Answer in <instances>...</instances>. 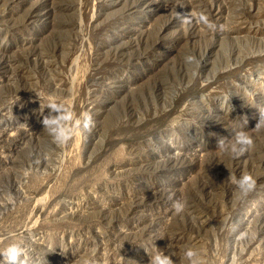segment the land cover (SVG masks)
I'll return each mask as SVG.
<instances>
[{"label": "rangeland", "instance_id": "1", "mask_svg": "<svg viewBox=\"0 0 264 264\" xmlns=\"http://www.w3.org/2000/svg\"><path fill=\"white\" fill-rule=\"evenodd\" d=\"M36 92L91 129L57 145ZM259 110L264 0H0V247L23 241L34 264H148L168 244L174 264L187 247L264 264ZM232 130L252 138L242 155L216 148Z\"/></svg>", "mask_w": 264, "mask_h": 264}, {"label": "clouds", "instance_id": "2", "mask_svg": "<svg viewBox=\"0 0 264 264\" xmlns=\"http://www.w3.org/2000/svg\"><path fill=\"white\" fill-rule=\"evenodd\" d=\"M193 19L198 23L211 27L204 14L193 16ZM185 59L190 62L193 58L188 56ZM36 95L40 101V109H49V114L43 116L41 123L57 145L67 143L73 134H79L81 131L86 132L91 129L93 121L88 113L77 116L65 101L44 98L38 92H36ZM45 99H47L46 103L43 102ZM261 124H264V110H259V119L256 126ZM252 143V138L247 132L232 130L230 138L222 137L217 141L216 148L221 153L239 156L249 150ZM228 178L232 180L235 187L242 193H247L254 188L255 181L247 173H242L234 179L230 173ZM169 199H172L171 195ZM171 207L174 212L180 213L184 210L185 204L181 198H176L172 200ZM137 244L144 247L142 243ZM169 247L170 244L164 249L155 247L151 252L144 247L149 256L148 264H174L172 256L167 251ZM182 257L186 264H202V256L199 249L187 247L183 250ZM0 264H34L32 250L23 241L11 240L5 246L0 247Z\"/></svg>", "mask_w": 264, "mask_h": 264}]
</instances>
